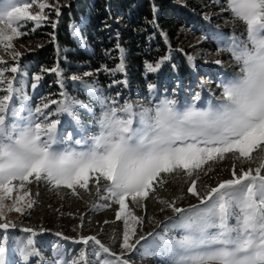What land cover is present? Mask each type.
Listing matches in <instances>:
<instances>
[{"label":"snow or ice","instance_id":"obj_1","mask_svg":"<svg viewBox=\"0 0 264 264\" xmlns=\"http://www.w3.org/2000/svg\"><path fill=\"white\" fill-rule=\"evenodd\" d=\"M34 5L39 8L35 13L31 11ZM46 9L55 13L58 22L59 3L0 0V48L14 62L9 67L0 56V230H4L0 264H7L10 229L20 228L28 234L13 238L23 261L41 255L34 246L37 230L8 217L13 211L30 214L37 202L27 188L33 182L47 184L57 194L62 188L70 190L68 194L77 198H82V191L91 195L94 189L96 197L106 202L92 207L118 205L115 219L123 224L119 254L97 235L70 238L56 232L55 236L81 247L78 257L70 261L56 249L58 259L53 264H129L125 253L133 252L141 257L158 256L162 264H264V0H226V10L246 25L247 36H217L223 45L218 51L230 53L239 67L234 74L225 73L218 98L205 102L196 91L182 102L171 98L174 92L157 96V86L148 83L151 99L147 105L120 103L119 92L104 97L81 76L72 75L71 81L99 96L101 106L95 117L97 130L78 139H73L72 132L63 134L60 117L67 114L80 127L76 107L92 110L64 91L58 92L62 98L49 95L33 106L26 91L28 74L20 67L23 53L13 44L15 38L29 34L23 30L29 22L35 25L32 33L45 21L57 27ZM72 35L79 36L75 30ZM120 52V63L111 72L124 71L123 49ZM169 59L165 56L155 65L146 63L148 72L156 73ZM194 60L187 56L193 66ZM214 63L222 65L220 59ZM42 72L62 74L58 65ZM91 75L83 73V77ZM65 79L56 81L60 89ZM41 80L42 75L35 74L31 89L37 90ZM112 83L126 85L127 81ZM177 181L175 194L161 195ZM186 198L196 203L178 206ZM149 200L160 205V213L173 215L163 220L155 214L148 216ZM133 208L142 210L141 214ZM79 219L74 230L85 227L84 216ZM146 222L155 226L144 233ZM48 231L39 228L40 233ZM102 254L106 255L99 259ZM89 255L97 259L89 260Z\"/></svg>","mask_w":264,"mask_h":264},{"label":"rangeland","instance_id":"obj_2","mask_svg":"<svg viewBox=\"0 0 264 264\" xmlns=\"http://www.w3.org/2000/svg\"><path fill=\"white\" fill-rule=\"evenodd\" d=\"M30 2V0H28ZM49 4L59 3L61 5V15L57 22L55 13L51 9H46V13L49 14V20L57 22V27L60 22L65 19H70L69 27L70 34L75 42L76 46L64 45L59 43L56 39V30L53 29L47 21L37 30L32 33L31 28L35 27L33 22H29L27 28L23 29L29 34L23 37H17L14 39L13 44L17 51L23 53L20 58V67L28 74V87L26 91L31 97V103L33 106L43 97L57 99L62 98L58 96L59 91H64L68 96L74 100L80 101L83 105L91 109L88 112L86 108L77 106L75 109V116L80 121V127L76 125V121L72 117L64 114L60 117L64 128V135L68 132L73 133V139H78L81 136H91L97 129L94 127L95 117L101 113V106L99 96H93L87 89L84 88L80 82L71 81L72 75H79L89 85H92L97 92L104 97H115L119 92L122 99L120 103L125 100L132 102L133 104H145L149 103L147 92V84L153 83L157 86V96L170 95L173 92L175 95L171 98H175L178 101L187 102L190 99L191 94L196 91H200L202 99L206 102L209 99L218 98L220 95V88L218 87L220 81L224 78L225 73L234 74L239 71L238 65L234 62L231 54L226 51H218L222 44L217 41L218 35L229 37L235 35L241 39H246V25L239 19H233L231 13L226 10V0H174L176 4L186 5L189 3L196 6V9L191 16L189 29L191 31V37L183 39L178 42L177 47L166 48V52L155 63L159 62L163 57L168 56L170 59L161 65V68L156 73H149L147 67L137 75L134 73H128L125 67L126 53L123 52L124 71L123 72H108L100 71L96 69H89L78 60V48L91 54L93 52L92 47L88 44L87 39L83 36L81 28L84 25L86 17L80 15L78 19V13L81 10V0H46ZM33 13L39 11L38 6H33L31 9ZM76 14V15H75ZM77 16V17H76ZM208 17V19H205ZM78 32L79 36L74 37L73 31ZM53 35L55 39H53ZM49 46H53V54L47 58L46 54L42 51L48 49ZM182 50V51H181ZM192 55L195 60L193 66L187 61V56ZM0 56H3L4 61L8 62L10 67L13 61L7 53L0 48ZM121 57V54H120ZM220 59L222 65H216L215 60ZM120 63V62H119ZM155 63H152L155 65ZM59 66L62 70L61 76H57L54 73H43V68H52ZM173 65L175 68H173ZM85 71L92 72L93 75L83 77ZM41 74L42 80L38 85L37 90H32L30 84L32 77L35 74ZM11 78V73L7 74ZM66 78L64 83V89H60V85L56 83L57 80ZM113 80L127 81L126 85L113 84ZM111 85V87H109ZM166 90V91H165ZM3 94V93H0ZM148 97V98H146ZM16 107H19V101L15 100ZM54 107V106H50ZM26 115V113H24ZM82 129V130H81ZM226 163H230L226 161ZM239 167V163L237 164ZM245 167L247 165H244ZM254 166V165H253ZM227 175L226 173L224 174ZM91 183V182H90ZM179 182L170 183L167 189L161 193L163 196H169L170 193L175 194ZM30 189V193L36 204L29 210L30 214L21 216L16 212L8 214L9 219L18 223L22 222V226H30L37 230L38 235L34 238V246L41 253L39 257H31L29 261H23L16 249L15 240L13 238H26L28 234L23 233L20 228L8 230V254L6 256L7 264H53L58 258L56 256V249H60L62 253H65V259L69 261L78 257L79 249L81 245L75 244L73 240H64L61 237L55 236L56 232H60L63 236L70 238H78L79 235H97V238L101 240L103 244L108 246L112 252L117 254L121 253L122 249L120 243L122 238L115 236L119 231L123 230L122 221L115 219V211L118 210V205L112 204L110 208H93V204L105 203L106 201L99 200L95 195V190H92V194L81 192V197H91L93 203L86 207V211L82 214L84 216L85 227L83 229L74 230V226L78 225V211L66 210L62 211L60 203L63 200V196L69 197L70 201L81 199L75 196H71L68 193L70 190L61 189L59 194L56 191L50 190V186L41 183L37 185L33 182L27 185ZM23 191V190H21ZM38 193V195H37ZM47 195L54 199V202L58 204L57 208H52L53 213H58L56 216L49 213L45 215V211L42 209L43 204L40 202L42 196ZM62 196V197H59ZM41 199V200H40ZM151 201H147L146 212L149 211ZM154 202V201H153ZM190 203H196L193 198H186L179 201L178 206H187ZM154 206V204L152 205ZM130 207H133L130 204ZM137 214H141V210L133 208ZM140 210V211H139ZM150 212V211H149ZM72 213L73 215H68ZM88 214V218L86 219ZM86 215V218H85ZM173 215L170 211H165L160 214L157 220H163L164 216ZM72 217L74 219H72ZM108 221L109 223H105ZM43 227L50 231L40 233L39 228ZM155 225L152 223H145L143 232L147 233L151 231ZM106 230V231H105ZM109 231V232H108ZM4 230H0V241H3ZM145 242H142V244ZM139 250V246H138ZM106 254H102L99 259H103ZM125 258L129 260V264H162L160 257L158 256H144L141 257L137 252L131 254L125 253ZM89 260L97 259L93 255H89Z\"/></svg>","mask_w":264,"mask_h":264},{"label":"trees","instance_id":"obj_3","mask_svg":"<svg viewBox=\"0 0 264 264\" xmlns=\"http://www.w3.org/2000/svg\"><path fill=\"white\" fill-rule=\"evenodd\" d=\"M81 1L78 19L81 14L86 17L81 31L93 52L87 54L78 48V60L89 69L101 70L104 67L115 69L120 62V49H123L126 53L125 67L128 73L132 75L136 73L138 76L146 63H155L165 54L168 46L178 48V42L191 37L189 23L194 11L192 9H196L191 3L186 6L176 4L174 0ZM69 21L70 19H65L60 22L56 30V39L64 45L76 46L70 34ZM53 48L49 46L41 53L44 52L49 58L54 52ZM46 196L43 195L42 200L40 199L43 204L41 212L44 210L46 216L49 213L56 216L58 213H53L51 209L62 205L64 212L69 209L78 211V223L86 207L93 203L90 195L75 202L64 195L58 206L54 199ZM159 207L158 203L151 201L150 212L148 211L147 215L155 214L158 218L161 214L158 211ZM86 219H90L88 214ZM115 236L122 238V231Z\"/></svg>","mask_w":264,"mask_h":264}]
</instances>
